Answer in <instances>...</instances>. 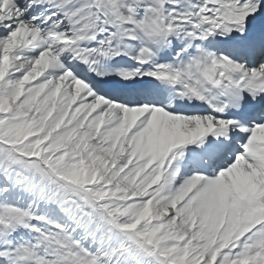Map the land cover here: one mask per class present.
<instances>
[{
  "label": "snow or ice",
  "instance_id": "obj_1",
  "mask_svg": "<svg viewBox=\"0 0 264 264\" xmlns=\"http://www.w3.org/2000/svg\"><path fill=\"white\" fill-rule=\"evenodd\" d=\"M0 264H264V0H0Z\"/></svg>",
  "mask_w": 264,
  "mask_h": 264
}]
</instances>
